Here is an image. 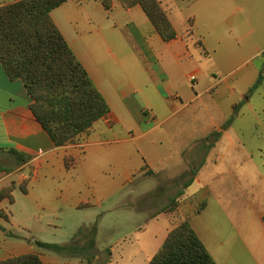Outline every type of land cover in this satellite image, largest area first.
<instances>
[{
	"label": "crops",
	"instance_id": "crops-1",
	"mask_svg": "<svg viewBox=\"0 0 264 264\" xmlns=\"http://www.w3.org/2000/svg\"><path fill=\"white\" fill-rule=\"evenodd\" d=\"M112 2L107 10L101 0H69L51 13L111 109L76 142L55 146L23 81L11 80L0 62V166L13 167L0 174V191L11 188L13 197L0 199V226L8 216L1 206L15 202L17 186L30 208L37 202L36 210L71 219L78 233L79 216L94 222L88 213L105 200L122 191L125 199L129 185L165 174L169 190L179 189L171 197L178 204L159 214L173 227L188 220L217 264H264V0H160L178 34L169 42L140 6ZM137 49L156 72L133 70ZM166 59L188 67L185 82L162 66ZM10 150L31 159L18 165ZM47 193L55 204L43 200ZM29 232L34 242L5 244L0 261L36 253L59 264L37 244L56 243ZM11 236L0 227V239Z\"/></svg>",
	"mask_w": 264,
	"mask_h": 264
},
{
	"label": "trees",
	"instance_id": "trees-1",
	"mask_svg": "<svg viewBox=\"0 0 264 264\" xmlns=\"http://www.w3.org/2000/svg\"><path fill=\"white\" fill-rule=\"evenodd\" d=\"M69 0H21L0 6V62L11 80H22L33 99L30 108L56 147L74 143L103 117L110 106L54 22L51 13ZM110 10L112 0H101ZM125 9L140 6L161 38L177 37L160 0H121ZM260 78L253 86L256 89ZM16 163L31 156L10 150ZM13 168L0 166V174ZM27 181L21 187L25 190ZM12 189L0 191V199L13 202ZM182 192H180L181 194ZM177 197L167 213L177 210ZM201 209L199 210V212ZM264 221V216H263ZM42 247L62 251L64 246L37 242ZM0 264H46L40 255L29 253L1 260ZM150 264H217L188 220H181L168 233Z\"/></svg>",
	"mask_w": 264,
	"mask_h": 264
},
{
	"label": "rangeland",
	"instance_id": "rangeland-1",
	"mask_svg": "<svg viewBox=\"0 0 264 264\" xmlns=\"http://www.w3.org/2000/svg\"><path fill=\"white\" fill-rule=\"evenodd\" d=\"M127 45L131 51V45L134 44L127 41ZM134 55L130 61L134 71L148 74L158 70V65L143 58L138 49L134 51ZM160 63L167 67L172 65L170 69H174L184 78V82L190 73L182 62L177 65L172 59H166L164 63ZM8 164L15 165V162ZM98 165L104 167L103 162ZM102 177L113 178V174L107 173ZM140 182L145 185H138L136 182L126 188L125 191L129 193L127 198L123 199V191L118 192L112 199L102 203L103 208L96 207L92 213H88L93 214L94 222L90 223L86 215L79 216L77 220L80 221L81 228L78 233L75 232L77 224L71 219L66 220L63 216L48 215L44 210H36L37 202L34 204L35 208H30L31 203H27L26 195L17 186L15 202L1 206L8 216H3L0 227L6 231L7 237H13L8 241L0 239V248L21 238L34 242L37 237L29 232V228L34 227L43 239L65 247L62 251H46L59 264H148L146 259L160 249L168 231L174 225L164 214L168 211L166 209L170 206L171 197L179 189L175 187L174 190H169L172 184L167 182L165 174L158 177L147 175ZM43 200L55 204L57 198L55 194L47 193ZM139 250L141 253H136ZM98 254L99 258L96 259Z\"/></svg>",
	"mask_w": 264,
	"mask_h": 264
},
{
	"label": "built area",
	"instance_id": "built-area-1",
	"mask_svg": "<svg viewBox=\"0 0 264 264\" xmlns=\"http://www.w3.org/2000/svg\"><path fill=\"white\" fill-rule=\"evenodd\" d=\"M196 79H197V77H196L195 75H192V76H191V81H192V82H195ZM105 117H106V116H105Z\"/></svg>",
	"mask_w": 264,
	"mask_h": 264
}]
</instances>
